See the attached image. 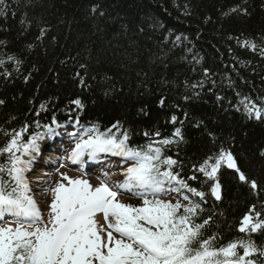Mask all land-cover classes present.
Wrapping results in <instances>:
<instances>
[{"label":"trees","instance_id":"16d2710c","mask_svg":"<svg viewBox=\"0 0 264 264\" xmlns=\"http://www.w3.org/2000/svg\"><path fill=\"white\" fill-rule=\"evenodd\" d=\"M246 41H254L257 50L245 47ZM260 47L264 0H4L0 147L9 138L5 133L27 127L26 142L53 119L75 118L100 132L119 121L132 148L173 140L163 152L178 161L173 170L185 179L206 156L230 151L260 194L223 166L222 200L208 196L197 222L212 216L204 238L215 234L217 247L248 239L238 231L240 222L250 206L262 211L264 204V116L249 118L241 101L248 97L264 108ZM75 99L84 107L73 104ZM177 128L182 140L173 136ZM201 180L188 182L207 192ZM251 239L264 249V230ZM250 259L264 264L259 253Z\"/></svg>","mask_w":264,"mask_h":264},{"label":"snow or ice","instance_id":"6c2138e0","mask_svg":"<svg viewBox=\"0 0 264 264\" xmlns=\"http://www.w3.org/2000/svg\"><path fill=\"white\" fill-rule=\"evenodd\" d=\"M3 2L0 0V4ZM43 34L42 29L41 36ZM176 39L179 41L180 37ZM244 46L252 51L258 48L254 41H246ZM259 50L264 55V47ZM3 63L0 61V65ZM16 63L21 61L16 60ZM207 73L205 69V75ZM79 83L83 85L84 79ZM197 86L202 84L192 87ZM72 103L78 108L84 107L80 99ZM164 103V99L159 101L160 106ZM241 104L249 118L254 116L260 120L264 116V108L257 107L248 97H244ZM171 122H177L175 115ZM45 128L47 134H54L53 128ZM27 130L24 127L10 135L5 133L9 138L0 147V157H6V161L0 163V220L13 217L15 225L0 226V264H255L249 259L251 256L257 253L264 256V249L257 248L251 239L252 233L264 230V204H261L262 211H256V205L250 206L240 222L238 231L247 234L248 239L240 238L220 247L215 245V234L204 238L212 216L197 222L208 196L222 200L219 174L223 166L234 170L239 181L248 184L255 195L260 194L257 181L246 177L230 151L222 149L206 156L193 165V175L185 179L173 170L178 161L163 152V146L173 140H161L159 146L132 148L127 143L128 133L120 130L119 121L104 132L85 129L67 157L74 164H83L85 156L96 161L100 154L120 156L134 163L121 173L124 179L114 184L109 183L108 172L97 186L62 173L61 181L44 193L50 192L52 196L45 219L30 194L32 189L25 175L31 167L32 154L39 151L37 141L44 134L36 133L25 142L23 137ZM174 135L183 139L179 128ZM24 156L30 159L25 160ZM200 177H203L201 184L207 185V192L188 183ZM122 192L140 198L141 204L121 202L117 197ZM173 192L180 197L175 203L159 198ZM186 193L199 199H192ZM98 215H102V223Z\"/></svg>","mask_w":264,"mask_h":264},{"label":"rangeland","instance_id":"374dc122","mask_svg":"<svg viewBox=\"0 0 264 264\" xmlns=\"http://www.w3.org/2000/svg\"><path fill=\"white\" fill-rule=\"evenodd\" d=\"M28 159V156H25V160H27ZM42 171L45 173V174H49V176H50V174H51V170H49V169H47V167L45 168V169H42ZM73 177H75V175H73V174H71ZM48 178V181H45V182H43V183H38V186H41V185H43L44 186V189L43 190H41V193L39 192V190H37V189H34L35 190V192H37V194H40V195H38V198H35L36 200H39V201H41L42 203H44V204H46V206H47V208H48V205L50 204L49 203V201L50 200H48L47 201V203H46V201L45 200H47V198H48V193H47V195H45L44 193H45V191H46V188H50V187H54L55 186V184L57 183V182H59V181H61V177H59V178H57L56 179V182L55 183H51V178L50 177H47ZM55 179V178H54ZM115 179H117V181H122L124 178L123 177H116ZM110 181H113V179H109ZM88 181H90V183H92L94 186H97L99 183V181L98 182H94V180H88ZM63 182H65V181H63ZM36 186V185H35ZM35 186H34V188H35ZM36 193H33V196L35 197L36 195H37ZM49 199H50V196H49ZM129 199L131 200V201H129ZM128 200H125L124 198H119L118 200H120L121 202H123V203H128V204H133V205H140L141 204V199H138V197L137 198H135V197H130ZM97 219L102 223L103 222V218H102V215H98L97 216Z\"/></svg>","mask_w":264,"mask_h":264}]
</instances>
